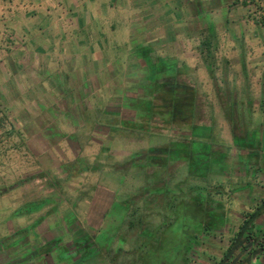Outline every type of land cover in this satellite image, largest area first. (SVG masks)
<instances>
[{
    "label": "rangeland",
    "instance_id": "374dc122",
    "mask_svg": "<svg viewBox=\"0 0 264 264\" xmlns=\"http://www.w3.org/2000/svg\"><path fill=\"white\" fill-rule=\"evenodd\" d=\"M235 3L148 2L145 12L132 11L129 33L79 34L84 40L82 54L65 70L58 64L48 69L50 51L33 49L30 62L22 66L28 74L0 82L5 91L13 92L12 99L19 96L26 104L23 109L15 102L0 111V264L142 263L143 252L133 254L135 241L125 238L121 225L129 198L146 207L137 195L149 181L140 167L126 164L151 147L184 137L189 126H150L128 105L150 93V75L138 55L139 46L169 56L180 76L200 88L202 116L228 153L227 175L210 174V182L222 183L224 192L210 186L209 229L194 233L190 264H264V83L250 74V65H245L243 75L242 65L234 63L224 79V60L235 61L239 52L234 42L254 40L244 29L248 7L238 11ZM149 12L162 17L143 16ZM208 16L218 37L215 82L224 89V98L199 50L210 31ZM236 24L242 32H234ZM230 25L233 29L224 31ZM96 39L101 47L87 48ZM116 40L121 48L114 47ZM256 50L251 51L253 56L259 53ZM54 52L64 56L74 49L57 47ZM244 130L253 135L254 145L240 149L233 135ZM182 172L170 181L183 183ZM143 212L159 223V208ZM86 239L100 251L79 261L89 251ZM166 258L171 255L162 253L148 264H161Z\"/></svg>",
    "mask_w": 264,
    "mask_h": 264
},
{
    "label": "trees",
    "instance_id": "16d2710c",
    "mask_svg": "<svg viewBox=\"0 0 264 264\" xmlns=\"http://www.w3.org/2000/svg\"><path fill=\"white\" fill-rule=\"evenodd\" d=\"M209 23L210 31L201 40L199 50L217 93L224 98L222 88L215 82L217 32L212 27L214 23ZM138 55L146 62L150 93L145 98L132 99L128 105L135 110L136 117H142L150 126L188 125L189 132L184 137L151 147L142 155H135L126 164V167L131 164L140 167L149 183L137 195L145 200L146 207L135 204V197L127 200L129 206L121 231L125 238L135 241L133 254L143 252L141 264L153 263L162 253H169L171 258L161 259V264H190L197 239L194 233L209 229L206 223L211 213L208 197L213 191L210 186H214L217 193L224 192L222 183L210 182V174L218 171L227 175L228 153L226 145L214 135L213 126L206 123V116H202L204 94L200 88L181 77L176 64L170 63L171 59L153 55L150 49L143 48ZM251 139L247 131L243 136H233L240 149L251 146ZM121 167V164L116 165V169ZM181 170L183 183L171 182ZM155 175L160 179L155 181ZM150 207L160 209L159 223L154 224L143 212V208ZM90 241H83L88 243L89 251L79 261L86 259L89 253L95 255L100 251Z\"/></svg>",
    "mask_w": 264,
    "mask_h": 264
},
{
    "label": "crops",
    "instance_id": "0c3cea01",
    "mask_svg": "<svg viewBox=\"0 0 264 264\" xmlns=\"http://www.w3.org/2000/svg\"><path fill=\"white\" fill-rule=\"evenodd\" d=\"M152 1L157 2V0H0V82L15 79L17 74H28L27 69L22 66H26L30 62L29 53L33 49H48L50 51L46 58L48 69L58 64L65 70L64 66L67 63L76 64L82 54L81 50L83 49L84 40L79 34L84 32L97 34L114 31L122 34L129 33L130 23L128 18L131 16L132 11H136L137 14H139L138 11L145 12L148 2ZM160 1L164 3L161 5L168 6L174 0ZM235 1L233 8L238 11L248 7V11L244 10V15L250 18L246 22L243 20L245 23L244 29L253 34L252 38L254 40H248L244 43L234 42L235 48L239 52L235 57V61L224 60V79H227L225 76L229 74V70L232 69L231 65L234 63L242 65L241 73L243 75H245L247 69L245 65H250V74L257 76V80L264 83V0ZM143 16L162 17V15L153 12L145 13ZM115 18H118V20ZM208 18L209 21L213 22L209 16ZM227 23L226 15V27ZM239 25L236 24L234 26V32H242L243 29ZM212 27L214 29V25ZM230 28L233 29V26L231 27L230 25L224 31H230ZM120 40L123 41V39ZM99 41V39H96L95 42L91 40L87 48H100ZM115 43L117 45L114 47L121 48L120 41L116 40ZM104 44L105 48L110 47V43L107 42L106 45V41H104ZM217 44L218 40L214 46L215 51ZM57 47L65 51L74 49V52H65L64 56L62 54L57 56L58 53L55 54V52L51 54V50ZM253 47L257 49L256 53L259 52L255 56L251 52L254 49ZM139 48L150 49L153 55L171 59L167 55L155 53L150 46H139ZM247 50L249 51L248 53ZM215 60L216 56L214 62ZM97 62L98 57L94 60V63L97 64ZM80 64L81 62H79ZM215 64L216 62L214 67ZM48 69L47 71H51ZM58 72L60 74L63 73L61 69ZM222 90L225 94L223 88ZM12 93L9 90L5 91L0 85V111L4 105H12L15 102H18L19 104L17 105H20L23 109L25 108L26 104L24 101H20L19 96L17 100L16 98L12 99ZM244 131L239 136H243ZM249 136L252 138L253 135L249 133ZM253 140L254 138L249 141L252 145H254Z\"/></svg>",
    "mask_w": 264,
    "mask_h": 264
}]
</instances>
